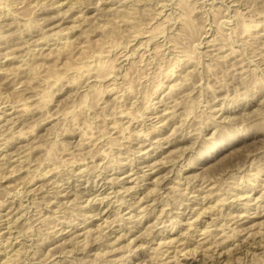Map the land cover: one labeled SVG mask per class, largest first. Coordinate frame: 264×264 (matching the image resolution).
Instances as JSON below:
<instances>
[{"label": "rangeland", "instance_id": "374dc122", "mask_svg": "<svg viewBox=\"0 0 264 264\" xmlns=\"http://www.w3.org/2000/svg\"><path fill=\"white\" fill-rule=\"evenodd\" d=\"M91 59L103 68L68 70ZM11 105L0 264H206L264 240V0H0V114ZM166 140L142 180V146ZM220 261L264 264V249Z\"/></svg>", "mask_w": 264, "mask_h": 264}, {"label": "bare ground", "instance_id": "6f19581e", "mask_svg": "<svg viewBox=\"0 0 264 264\" xmlns=\"http://www.w3.org/2000/svg\"><path fill=\"white\" fill-rule=\"evenodd\" d=\"M253 27H254V25L253 24H250V23H247L246 24V26H245V29L243 30L245 33L248 31V30H251V29H253ZM223 50V49H222ZM179 57H183V58H186V61H188L189 62V56H190V54L188 53V52H186L185 50H179ZM228 54V53H227ZM223 55H226V54H223ZM127 57H125L124 59H126ZM101 66L100 65H98V63H94L93 62V59H91L90 61H88V63L87 64H84V65H80V66H78V65H75V66H70L69 68H68V70L70 71L71 69H74L75 71H77V72H86V71H90V70H95V69H98V68H100ZM103 68V66L101 67V69ZM21 105V107L22 108H25V103H22V104H20ZM10 109H14L15 111H18V110H20V108L19 109H17V105H11V107H6L5 109H4V111H3V113L2 114H0V120L1 119H5L6 117H5V115L6 114H13L14 112H8V110H10ZM70 111H66L65 113H63L62 115H64V114H68ZM61 114H59L57 117H59ZM57 117H55V118H57ZM159 140H161V138L160 139H158V141ZM157 141V142H158ZM163 143H168V144H170V145H172L173 144V141L172 140H166V141H164V142H162V144L160 143V144H158V143H156V145H154V146H152V144H151V146L150 147H147L148 145H146L145 144V146H142V149H145L146 148V151H145V153L147 154V155H144V156H142V158L144 159V164H143V166L141 165L139 168H141L142 167V171H144L143 172V174H142V180H145V179H147V177H149V175H150V173H147L146 171H145V167L147 166V167H149L150 169H153L152 171H154L152 174H156V172H158L159 170H160V167H159V162H157V160H155V162L154 163H149V157H151V148H152V150H157L159 147H162L163 146ZM158 145H160V146H158ZM148 156V157H147ZM23 157L22 156H18V157H14V156H11L10 158H9V160L10 161H15L16 162V164H18V165H21V163L19 162L20 161V159H22ZM19 160V161H18ZM23 161V160H22ZM79 164H81V163H79ZM139 168H137V169H139ZM157 169V170H156ZM132 170H130V171H124L123 173H128V174H126V178H129V177H132L134 174H137V171L135 170V171H133V172H131ZM84 172H85V170H83V169H81L79 172H78V174L80 175V176H83L84 175ZM43 176H46L45 174H43ZM119 179V181H121V178H123V177H118ZM137 178H138V176H137ZM125 179V178H124ZM161 179H165V175H164V177H162ZM163 183V180H158V181H154V182H152V183H154V185H156V184H158V183ZM48 185L49 186H51V187H54V186H57V184H56V182L55 181H52V182H49L48 183ZM60 186V188H63L62 189V195L63 196H67L68 195V191H67V189H64V187H61L62 185L60 184L59 185ZM100 194H104V192H100ZM97 196H99V193L98 194H96V197ZM95 197V198H96ZM137 198H139L138 196H137ZM147 199H146V196H143V197H141L140 198V201L142 202V201H146ZM110 201V200H109ZM108 201V202H109ZM107 202V203H108ZM137 202V201H136ZM138 202H139V199H138ZM89 204H91V201L90 202H88L87 204H86V206L87 205H89ZM245 204H248L247 202L245 203ZM106 205V204H105ZM141 205H142V203H140L138 206H137V209L136 210H138L139 208V210H141L143 207H141ZM130 206H133L134 208H135V206L133 205V203H131L130 204ZM247 206H249V205H247ZM232 208H234V207H236V208H238L237 207V205L236 206H231ZM243 208H245V207H243ZM251 210V208L249 207V209H247V211H250ZM108 211L109 210H107L106 211V209H102V208H100V210L98 211V212H96L95 214H93L91 217H93L94 215H97V214H99L101 217H103V215L102 214H106V213H108ZM145 214H147L148 212L145 210V211H143ZM241 212L242 211H240V212H237V211H230V217L231 218H229V220H233L234 219V221L233 222H237L238 221V219L239 218H242L243 216H246V215H243V214H241ZM184 214H186V210L185 211H183L182 212V215H184ZM90 215V213H88V212H86V218L88 217ZM194 215H197L196 213H194L193 214V216ZM249 215V214H248ZM122 216H123V218H125L124 217V215L122 214ZM192 216V217H193ZM198 216V215H197ZM236 217H239L238 219H235ZM85 219V218H84ZM195 219V218H194ZM17 219H14L13 221L15 222ZM87 220V219H86ZM85 220V221H86ZM156 221V223H155V225L156 226H158L160 223H165V221L166 220H162V219H159V217L155 220ZM14 226V223H12L11 224V226H10V229L12 228ZM133 226H135V225H133ZM137 228L139 227V226H136ZM73 228V227H72ZM72 228L69 230V231H66L65 233H63V231L66 229H63V230H61V234H66V233H68V232H70L71 230H72ZM74 228H77V229H79L80 227H78V226H76V227H74ZM81 228H83V229H85L86 227L85 226H83V227H81ZM123 228H125V226H124V224L122 223V226L120 225V229H119V231L120 230H122ZM141 229L142 228H140V229H130V230H128V232L130 231V232H133V230H135L137 233L138 232H140L141 231ZM219 230H221V229H219ZM218 230V231H219ZM76 230H74L73 232H75ZM205 232H208V230H205ZM255 232H260V231H255ZM113 233V231L112 232H109L108 234H107V241L110 239V236H111V234ZM219 233V232H218ZM82 234H85V233H82ZM123 234H125V232H123L121 235H123ZM145 231H143V232H141V233H139L138 235H136L135 236V238L136 239H134L135 241H143V240H145ZM257 234V233H256ZM251 235V233L249 234V236ZM253 235H254V233H253ZM252 236V235H251ZM169 237V236H168ZM251 240H256V238H255V236H252L251 238H249V237H247V236H243V237H239V238H237L235 241H233V242H230V243H228V244H226V245H224V246H222V247H219V248H217V247H215V249L213 250V252H212V254L210 255V256H207L206 254L205 255H203V257H201L200 258V261L202 262V263H206V264H216V263H219V264H221V261H220V258L222 257V256H225V255H229V253L230 252H233V253H241V252H245L246 250L247 251H249V248H253L254 247V249H257V248H263L264 249V240H262L261 242H258V244H255V246H254V242H251ZM167 241V240H166ZM173 241V239H170L169 241H167V242H172ZM185 243H186V245L183 247V248H186V250L188 251V242L185 240L184 241ZM159 244H165V240L164 241H162V240H159V242H158ZM256 243H257V241H256ZM107 244H110V243H107ZM106 244V245H107ZM12 246L14 245V244H11ZM10 245V246H11ZM16 246V245H15ZM13 248L14 247H12V249H11V251L13 250ZM7 249V248H6ZM5 250H3L2 252H4ZM10 251H8V253H9ZM198 251H196L195 253H197ZM13 254L14 253H12V254H10V257L11 256H13ZM194 258L196 259L197 257H195L194 256ZM3 264H6V261L3 263ZM8 264V263H7Z\"/></svg>", "mask_w": 264, "mask_h": 264}]
</instances>
